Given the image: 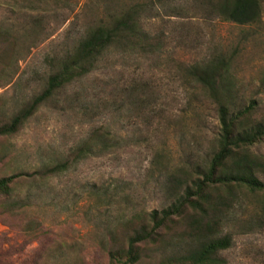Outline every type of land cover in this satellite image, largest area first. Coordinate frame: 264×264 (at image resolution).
Here are the masks:
<instances>
[{"label":"rangeland","instance_id":"1","mask_svg":"<svg viewBox=\"0 0 264 264\" xmlns=\"http://www.w3.org/2000/svg\"><path fill=\"white\" fill-rule=\"evenodd\" d=\"M216 1L0 0V33L17 49L0 72V126L42 90L89 29L126 9H138L139 29L156 48H112L95 72L56 95L15 135L0 137V178L64 158L99 127L121 143L42 183L41 217L0 216V264H108L107 228L169 204L170 176L204 167L215 149V105L187 76L189 67L228 59L233 107L255 102L254 117H264V0L260 19L248 25L220 17ZM252 151L264 155V142ZM263 197L264 191L244 194L229 215L220 233L232 239L219 253L226 264H264V226L253 224ZM32 218L41 220L36 238L24 231Z\"/></svg>","mask_w":264,"mask_h":264},{"label":"trees","instance_id":"2","mask_svg":"<svg viewBox=\"0 0 264 264\" xmlns=\"http://www.w3.org/2000/svg\"><path fill=\"white\" fill-rule=\"evenodd\" d=\"M212 9L238 25L257 22L263 12L261 0H218ZM145 36L139 29L136 7L126 9L108 24L89 29L51 70L42 90L0 126V137L15 135L56 95L95 72L112 48L154 53L155 46ZM0 44L6 45L0 48L3 73L7 60L17 53L16 40L4 32L0 33ZM229 68L228 59L216 57L187 69V76L215 105V149L204 167H191L170 176L171 194L166 207L136 212L106 229L103 251H108V264H226L219 253L231 247L232 239L220 233L229 215L244 194L264 191L260 179L264 176V155L252 151L264 142V117H254L255 102L239 109L233 107L235 86ZM120 144L107 128L99 127L64 158L0 178V216L31 212L41 217L42 183ZM259 204L253 224L262 227L264 197ZM40 226L41 220L32 218L24 231L36 238Z\"/></svg>","mask_w":264,"mask_h":264}]
</instances>
